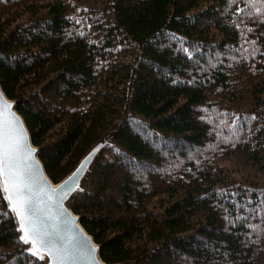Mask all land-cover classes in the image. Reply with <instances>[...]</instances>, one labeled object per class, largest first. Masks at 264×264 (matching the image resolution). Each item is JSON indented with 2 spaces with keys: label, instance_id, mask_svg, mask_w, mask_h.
I'll return each instance as SVG.
<instances>
[{
  "label": "trees",
  "instance_id": "trees-1",
  "mask_svg": "<svg viewBox=\"0 0 264 264\" xmlns=\"http://www.w3.org/2000/svg\"><path fill=\"white\" fill-rule=\"evenodd\" d=\"M261 9L0 0V90L49 182L111 136L68 206L102 264H264ZM0 264H43L1 193Z\"/></svg>",
  "mask_w": 264,
  "mask_h": 264
},
{
  "label": "water",
  "instance_id": "water-1",
  "mask_svg": "<svg viewBox=\"0 0 264 264\" xmlns=\"http://www.w3.org/2000/svg\"><path fill=\"white\" fill-rule=\"evenodd\" d=\"M0 101L10 107V112H5V118L12 121L14 118L15 126L22 136V147L19 155V164L24 171L25 179L32 185V191L28 193L32 197V212L40 230L45 233V239L55 245L66 256V259L47 256L43 259L34 256L43 261V264H102L98 258V247H96L91 238L85 234L79 225V219L69 211L71 199L80 192L82 184L89 174L92 166L101 155V153L111 144L110 134H106L96 142L83 158L78 162L72 172L60 183L52 185L45 176L42 166L38 161V151L31 145L29 135L23 125L22 120L15 112V104L8 101L0 90ZM31 153L28 156V153ZM83 165V168L81 167ZM68 182L72 191L63 195V198L50 193L61 192V186ZM1 197L5 203L6 209L10 213L18 238L22 233L18 230V221L13 213L9 211V205L3 193ZM25 246L26 252L30 255L31 245ZM33 256V255H32Z\"/></svg>",
  "mask_w": 264,
  "mask_h": 264
},
{
  "label": "snow or ice",
  "instance_id": "snow-or-ice-1",
  "mask_svg": "<svg viewBox=\"0 0 264 264\" xmlns=\"http://www.w3.org/2000/svg\"><path fill=\"white\" fill-rule=\"evenodd\" d=\"M254 2V0H253ZM264 3V0H261ZM264 16V9L258 13ZM239 15V13H237ZM264 23V20H261ZM248 31H252L248 29ZM10 112V107L0 101V193H3L9 205V211L13 213L18 221V230L22 233L20 239L26 245L33 256L43 259L47 256L66 259L61 251L45 239L38 227L32 212V197L28 195L32 191L31 183L25 179L24 171L19 164V155L22 147V136L15 126L14 118L10 122L5 118L4 113ZM239 119V117H237ZM255 119V117H253ZM31 153H28L30 156ZM83 168V165L81 166ZM72 191L68 182L61 186V192L50 193L63 198Z\"/></svg>",
  "mask_w": 264,
  "mask_h": 264
},
{
  "label": "rangeland",
  "instance_id": "rangeland-1",
  "mask_svg": "<svg viewBox=\"0 0 264 264\" xmlns=\"http://www.w3.org/2000/svg\"><path fill=\"white\" fill-rule=\"evenodd\" d=\"M109 146H110V145H109ZM109 146H108V147H109ZM108 147H107V148H108ZM107 148H106V149H107ZM106 149H105V150H106Z\"/></svg>",
  "mask_w": 264,
  "mask_h": 264
}]
</instances>
